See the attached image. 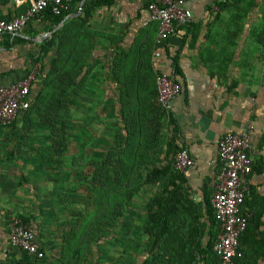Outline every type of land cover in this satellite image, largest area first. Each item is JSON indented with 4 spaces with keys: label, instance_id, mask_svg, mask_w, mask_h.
I'll list each match as a JSON object with an SVG mask.
<instances>
[{
    "label": "crops",
    "instance_id": "crops-1",
    "mask_svg": "<svg viewBox=\"0 0 264 264\" xmlns=\"http://www.w3.org/2000/svg\"><path fill=\"white\" fill-rule=\"evenodd\" d=\"M34 1L0 0V20L16 18ZM85 1H75L57 28L50 29V21L41 15L17 36L0 35V85L25 79L38 65L41 69L34 59L42 47L48 50L45 61L52 59L58 68L74 65L73 46L85 55L84 86L72 97L79 106L74 104L68 112L55 108L52 121H46L49 116L38 110L40 103H33L43 85L38 77L31 93L34 107L21 109L13 123L0 126V261L31 264L9 242L13 220L24 217L45 253L42 264H144L146 203L159 187L143 191L127 208L123 202L116 206L111 220L103 216L104 206L89 186L94 162L102 161L109 147L105 117L110 112L104 102L117 100L126 72L147 67L153 76L167 73L181 85L169 109L173 124L169 127L168 118L164 120V141L174 138L195 161L182 173L189 200L184 217L195 225L193 233L200 232L196 264H204L205 252L200 250L209 248L217 227L211 197L219 172V140L229 131L251 127L254 172L249 178L251 206L244 210L251 212L252 224L240 244L245 264H264V0H188L192 21L178 25L163 46L156 42L159 24H145L149 4L159 0H108L86 27L77 20ZM114 57L121 60L117 81L108 75ZM152 85L155 89V80ZM55 128L61 132L57 136ZM65 131L67 140L61 141ZM77 158H84L81 175L89 181L81 188L71 185L78 178ZM76 195L83 205L68 199ZM143 196L145 204L138 199Z\"/></svg>",
    "mask_w": 264,
    "mask_h": 264
},
{
    "label": "trees",
    "instance_id": "trees-1",
    "mask_svg": "<svg viewBox=\"0 0 264 264\" xmlns=\"http://www.w3.org/2000/svg\"><path fill=\"white\" fill-rule=\"evenodd\" d=\"M75 1L81 4L84 0ZM109 3L108 0H86L83 13L77 20L86 27L96 9ZM42 15L50 21V29H53L63 22L68 13L55 16L50 11H46ZM65 28L67 26H64L60 33L65 32ZM72 51L71 60L74 65L64 69L58 68L52 59L46 62L48 50L42 47L40 56L34 59V62L42 64L37 78L40 77L43 85L33 103L42 104L44 92L49 86V78L56 72L58 75L56 89L63 93L55 100L56 106L65 112L69 110V106L73 103L71 97L83 88L85 78V55L82 56L83 53H79L75 46L72 47ZM121 54L128 55L123 51ZM119 61L121 62L116 57L112 60L108 72L111 80L117 81ZM89 72L88 69L86 74ZM125 74L128 76L122 85H118L119 97L117 100L111 99L104 102L105 106L109 108L113 128L109 133V147L103 160L93 164L94 170L89 189L96 194L97 203L104 206L103 216L112 220L115 215L111 214L115 212L116 206H120L123 202L127 208L134 197L143 191L153 186L159 187L158 191L146 203L147 221L144 233L148 236L145 245L148 258L144 264H196V248L200 249L201 246L195 240L200 232L196 230L193 233L191 227H195V225H192L184 217L185 203L189 200L184 192V175L175 167V157L181 149L174 143V138L166 143L164 141V120L166 117L168 118L170 127L173 124V118L171 110L164 108L158 101L156 84L158 74L153 76L147 67L138 69L134 74L132 72ZM81 76L80 83L76 84ZM154 80L156 95L154 94V85H152ZM32 87L28 97V101L31 103L30 108L34 107L31 98ZM143 91L145 95H141ZM116 106H119L118 112L115 110ZM173 131L175 132V129ZM245 206H251L250 197L246 199ZM20 219L25 223L29 222L24 217ZM212 222L214 226H217L216 232L212 235L209 248L205 251L200 250V253L205 252L204 264H215L219 261L213 250L214 243L220 234V225L216 221L214 211ZM251 224L250 221L247 230L240 238L241 242L249 232ZM192 236L194 239L191 242L189 238ZM92 239L95 242V233H92ZM241 244L242 256L235 259V264H245V253ZM83 245L82 243V248ZM19 250L23 254V260L29 261L31 264L32 262L42 264V261L45 260V258L38 259L35 255Z\"/></svg>",
    "mask_w": 264,
    "mask_h": 264
},
{
    "label": "built area",
    "instance_id": "built-area-1",
    "mask_svg": "<svg viewBox=\"0 0 264 264\" xmlns=\"http://www.w3.org/2000/svg\"><path fill=\"white\" fill-rule=\"evenodd\" d=\"M74 2L75 0H35L16 18L0 20V35H19L30 22L46 11L55 16L67 14L71 12ZM187 2L188 0H159L149 4L145 24H159L156 40L159 46H163L175 33L178 25L192 21L193 13L187 7ZM155 56L159 58L161 52L157 51ZM39 71L40 65L25 79L10 85H0V126L10 125L16 120L21 109L29 108L28 97ZM156 84L159 103L167 110L171 109L172 101L181 92V85L167 73L158 74ZM251 132V127L241 131H229L218 143L219 172L216 189L211 197L215 218L220 225V234L213 247L219 259L215 264H235V259L242 256L240 238L252 219L251 212L244 210L245 201L251 195L249 178L254 172ZM175 160V167L180 172L195 164L186 149H181ZM9 242L13 248L35 255L38 259L45 257L33 226L20 218H15L11 224Z\"/></svg>",
    "mask_w": 264,
    "mask_h": 264
},
{
    "label": "rangeland",
    "instance_id": "rangeland-1",
    "mask_svg": "<svg viewBox=\"0 0 264 264\" xmlns=\"http://www.w3.org/2000/svg\"><path fill=\"white\" fill-rule=\"evenodd\" d=\"M57 78H58V75H56V72L54 73V75L52 76L51 75V77L49 78V86L47 87V89L45 90V92H44V96H43V101H42V104H40V108H38V110H44V117H47V116H49L48 118H47V120L46 121H52V118L54 117L52 114H53V110L55 109V108H58L57 106H56V102H55V100H57L59 97H61L62 95H63V93L62 92H58L57 91V89H56V86H57V84H56V80H57ZM73 97V96H72ZM71 97V98H72ZM72 105L71 106H74V104H77L78 106L81 104V102H75L74 100H72ZM71 106H69V108L68 109H70V107ZM30 107V106H29ZM63 111V110H62ZM69 111V110H68ZM68 111H66V112H68ZM57 112V111H56ZM55 115H56V113H55ZM64 114L62 113V116H63ZM105 119H106V121L105 122H107V124H108V130H109V133H110V131L112 130V128H113V125H111L112 123V120H111V118L110 117H105ZM54 123H55V126H56V123H58L57 122V118L55 117L54 118ZM46 124V123H45ZM46 125H48V124H46ZM63 125H64V123H62V127H63ZM55 130H56V128H55ZM58 130V129H57ZM55 131V135L57 136L58 134H60L61 132H58V131ZM61 130V129H60ZM66 133H64L65 135L63 136V137H61L60 139H61V141H66L67 140V136H68V134H67V131H65ZM77 135H78V138L81 136L82 138H84V134L83 133H77ZM70 137V136H69ZM79 141V140H78ZM79 143H80V141H79ZM80 152H81V154L83 153V147L81 148V150H79ZM82 156H84V154H82ZM84 159V158H83ZM83 159H80V158H77L76 159V161H75V166H76V173L78 174V178H77V181L76 182H74V183H72L71 185H73V184H75V187H77V188H81V187H84L85 186V184H87V183H89V181H87V180H84V177H85V175H81V170H80V168L81 169H83L84 167H85V165H84V163H85V160H83ZM93 167V170H94V166H92ZM96 167V166H95ZM90 187V186H89ZM153 191H154V189H151L150 191H148L147 192V195L148 196H150L152 193H153ZM95 192H96V189H95ZM68 199H71V200H75L77 203V205H83L84 203H83V198H80V196H78V195H76V196H74V197H70V198H68ZM67 199V200H68ZM139 199V201H140V203H142V204H145V202H146V200H147V197L146 198H144V196L143 197H140V198H138Z\"/></svg>",
    "mask_w": 264,
    "mask_h": 264
},
{
    "label": "water",
    "instance_id": "water-1",
    "mask_svg": "<svg viewBox=\"0 0 264 264\" xmlns=\"http://www.w3.org/2000/svg\"><path fill=\"white\" fill-rule=\"evenodd\" d=\"M83 4H84V3H83ZM83 4L81 5V9H80L81 11H82V8H83Z\"/></svg>",
    "mask_w": 264,
    "mask_h": 264
}]
</instances>
